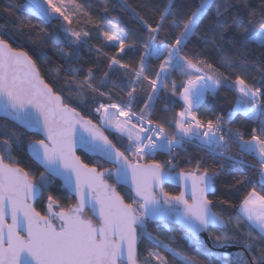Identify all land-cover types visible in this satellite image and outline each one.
Masks as SVG:
<instances>
[{
    "label": "snow or ice",
    "instance_id": "6c2138e0",
    "mask_svg": "<svg viewBox=\"0 0 264 264\" xmlns=\"http://www.w3.org/2000/svg\"><path fill=\"white\" fill-rule=\"evenodd\" d=\"M65 2L27 0V6L37 15L50 19L62 17L70 24V17L59 6ZM67 3H73V0H67ZM122 7L135 12L126 0ZM228 7L223 0H196L194 5H182L180 12H173L172 0H169L154 26L141 20L146 38L137 36L129 41L127 33L100 31L107 44L117 47L118 55L110 58L109 71L104 73V79L98 85L92 82V69L82 81L77 79L78 69H68L74 78L70 83L78 95L87 91L99 92L100 88L107 86L113 73L120 75V70H124L128 78L127 102H101L95 109L105 130L112 129L121 140L126 137L128 143L126 147L121 145L123 151L92 120L85 119L75 107L65 102L61 94L53 91L27 52L18 51L0 38V116L25 130L43 135L44 139L35 140L27 148L45 169L39 180L34 181L24 168L6 163V159H13L12 149L20 143L22 133L9 131L7 126L0 127V264H140L138 243L142 238H147L155 246V249L147 251L143 264H169L159 249L179 256L182 264H195L148 232L149 221L163 222L166 226L170 223L181 225L185 238H194L193 242L205 250H208V245L200 239V233L216 228L221 234L209 235L214 247L241 249L233 253L235 264H264V194L253 188L241 200L236 216L225 221L212 212V201L207 196L213 190V180L223 172V168L215 172L208 168L200 171L201 161H196L194 170L176 173L177 148L183 149L186 144L198 142L199 147L229 161L228 167L233 169L245 163L243 159L226 155L230 146L236 144L241 157L250 154L255 158L261 187H264V127L259 130L253 128L249 139H244L240 130H224L234 112L255 120L257 113L264 111V72L260 80L253 83L239 74L230 82L229 77L199 56L188 58L180 55L189 40L197 36L209 14L222 17ZM188 8L190 11H185ZM182 13L186 16L183 20L180 19ZM165 23L169 32L165 40H161L160 33ZM96 27L100 30L102 26L97 24ZM174 28L179 32L169 40ZM64 31L73 51H61L59 55L71 59L92 37L87 31H73L70 27ZM199 38L204 43H214L207 35ZM237 43L241 48L251 44L264 48V23L258 29H245ZM138 48L143 49L139 53V67L129 75L130 65L122 63L121 59L124 55L134 54ZM150 59L160 60L155 78L146 74ZM225 63L232 66L228 57H225ZM61 70L60 67L55 69L57 73ZM171 71H179L187 79L180 85L178 93L183 110L176 114L175 128L169 136L164 124L149 118L150 111L146 113L142 108L137 113L134 106L141 81H146L151 90L147 92L148 98L144 103L145 108L151 109L157 94L161 90H169L168 75ZM257 83L260 86H256ZM120 86L124 87L123 80ZM221 88L238 94L237 104L229 111L228 120L223 117L207 121L198 118V108L205 97L215 95ZM170 91L172 97L177 96L175 81L171 83ZM100 95L108 94L100 92ZM77 144L87 152L114 163L115 168L101 172L89 167L76 155ZM158 152L168 153L169 159L163 164L155 159L148 163L139 162ZM130 157L138 162L131 163ZM248 167L254 168L255 165ZM106 176L115 177L117 184L129 185L130 202H126L116 187L107 182ZM57 177L75 194L77 203L64 208L50 194L47 197V214L42 215L31 201L41 198ZM167 180L181 184L179 195L164 190L163 184ZM189 192L190 199L187 198ZM86 210L92 213V217L84 215ZM9 216L12 223L6 224ZM233 222L236 227L229 230L228 225ZM241 227L245 232L240 231Z\"/></svg>",
    "mask_w": 264,
    "mask_h": 264
},
{
    "label": "trees",
    "instance_id": "16d2710c",
    "mask_svg": "<svg viewBox=\"0 0 264 264\" xmlns=\"http://www.w3.org/2000/svg\"><path fill=\"white\" fill-rule=\"evenodd\" d=\"M67 1V0H66ZM124 0H73L69 10L71 23L63 18L44 19L34 14L27 6L26 0H0V38L7 40L11 47L18 51H25L36 62L41 76L45 79L53 91L61 94L66 103L71 107H75L81 116L85 119L92 120L93 124L100 127L104 134L113 141L117 147L127 146L126 140L110 131L103 129L99 123V118L95 114V109L99 103L127 102V85L128 78L124 75V70H120V75L112 74L111 80L106 87L99 89V92L87 91L83 95H78L74 85L70 82L74 79L69 75V68L78 69L77 79L82 81L88 74V70L92 69L94 74L93 84L98 85L99 81L104 79V73L109 71L108 64L112 56H117V47L107 44L100 31H109L111 33H127L128 39L131 41L134 37L146 38V32L142 30L141 20L155 25V21L159 19V14L164 10L169 0H126L135 12L122 7ZM228 5L226 14L222 17H215L212 13L204 20L201 30L197 36H193L187 46L180 53L181 56L192 58L199 56L201 60L213 64L224 76L229 77V81L235 79V75L239 74L249 83L259 81L261 73L264 72V48H260L255 44H251L246 48H241L237 43V38L245 29H258L261 23H264V0H223ZM196 0H172L173 12H180L182 5H194ZM79 5V8L77 7ZM215 7V6H213ZM105 9L107 11L105 12ZM190 11V8L185 9ZM182 13L180 19H185ZM172 17L169 16V20ZM97 24L101 25V29H97ZM71 28L73 31L91 34V39L86 45H82L78 49V53L71 59H66L59 55L61 51L71 53L72 47H69L68 37L65 29ZM173 39L178 34V29H171ZM169 28L165 23L160 33V39L165 40ZM207 35L214 43H204L199 37ZM99 36V39L96 37ZM167 42V41H166ZM100 49V51H97ZM143 51L138 48L134 54L124 55L121 59L122 63L130 65L129 75L132 71L139 67L140 55ZM166 55V54H165ZM225 57L232 61L229 67L225 63ZM160 64L159 59H150L147 64L146 74L155 78V72ZM60 67L62 70L57 73L55 69ZM206 70V69H205ZM207 71V70H206ZM124 81V87L120 86V81ZM175 81L177 85V96H171V83ZM185 81V76L178 71H171L168 75L169 90H161L152 104L150 117L154 122L165 125L169 136L175 128V120L177 113L183 110L181 103L178 101V93L180 85ZM256 86H260L258 83ZM146 81H141V86L137 90L136 105L134 111L139 113L145 109V101L147 100V92L150 91ZM100 92L108 95L101 96ZM109 96L111 99H109ZM237 93L230 91L228 88H221L215 95L209 94L205 97L198 108V118L207 121L215 120L217 117H223L225 120L229 111L234 109L237 101ZM95 101V102H93ZM146 112V113H147ZM170 125V126H169ZM227 125L232 130H240L244 133V139H249L252 129H260L264 127V111H259L255 120L247 118L241 113L234 112L232 119ZM7 126L9 131L15 130L22 133L20 143L14 145L12 149V160H5L6 163H15L19 167L28 171L34 181H38L40 174L43 173L27 156L26 147L28 144L39 140L40 138L31 135L20 129L7 120L0 119V127ZM259 134V133H257ZM121 147V150H124ZM229 156H235L245 161L244 164H238L233 169H229L230 163L224 159L212 158L194 146H184L183 149L175 150V160L177 162L176 173L181 170L185 172L192 171L196 168V161H201L200 171L208 168L215 172L223 168V172L213 180V190L208 196L212 201V212L221 216L225 221L229 217H235L241 200L253 188L257 192L264 194V187L258 179L256 168L258 164L255 159L249 155H240L239 146L230 147ZM81 161L89 167H95L97 171L111 170V167L97 158H89L81 153H76ZM155 159L162 164L169 159V154L158 152L153 157H149L147 162ZM191 161V163H189ZM248 165H255L254 168ZM110 185L116 187L114 178L105 177ZM243 181V183H238ZM117 191L125 197L126 202H130L129 193L123 188H117ZM164 190L173 195H178L179 191L171 186H165ZM52 195L58 203L67 208L75 205V202L68 192L64 190L58 182L53 180L48 191L34 203V207L42 215H46L47 197ZM59 211V209H56ZM86 216L88 214L86 213ZM89 217V216H88ZM229 230L236 227L235 222L228 225ZM147 231L159 240H163L175 252L180 253L192 259L195 264H235V256L233 253H216L197 246L191 237L185 238V233L172 224H148ZM243 233L245 229L240 228ZM213 237L221 233L217 229H209L207 231V239L213 249L212 241L209 235ZM155 246L147 239L142 238L138 243V254L140 264H143L147 251ZM231 248V247H229ZM237 248L238 247H234ZM168 259L169 264H182L179 256L159 249Z\"/></svg>",
    "mask_w": 264,
    "mask_h": 264
},
{
    "label": "water",
    "instance_id": "95a60500",
    "mask_svg": "<svg viewBox=\"0 0 264 264\" xmlns=\"http://www.w3.org/2000/svg\"><path fill=\"white\" fill-rule=\"evenodd\" d=\"M0 119H4V120H7V121L10 122V123L15 124V123L12 122L10 119L3 118L2 116H0ZM15 125H16V124H15ZM16 126H17V125H16ZM18 127H19V126H18ZM19 128L22 129L23 131H25V132L28 133V134L38 136L40 139H44L43 135L40 134V133H38V132H33V131H31V130H25V129L21 128V127H19ZM77 152H78V153H81V154H83V155H85V156H87V157H89V158H97V159L101 160V161L104 162L105 164L109 165V166L111 167V170H113V169L115 168V164H114V163H111V162L107 161L106 159H104L103 157H101V156L98 155V154H94V153L87 152L85 149H83L82 147H80L78 144H77V146H76V148H75V153H77ZM26 154H27L28 158H29V159H30V160H31L36 166H38L42 172H45V169H44L43 165L40 164V162L37 161V160L32 156L31 152L28 150L27 147H26ZM177 174H178V173H177ZM113 178H114V181H115V184H116V187H117V188H118V187H119V188H123V189L126 190L129 194H131L130 187H129L128 184L123 183V182L117 184V182H116V180H115V177H113ZM54 180H55L56 182H58V183L60 184V186H61L64 190H66V191L68 192L69 196H71V197L73 198V200H74V202H75V204H76V203H77V198H76L75 194L69 191V189L65 186L64 181H63L62 179H60L59 177L55 178ZM165 186H171V187L176 188V189L179 191L178 195H179L180 192L182 191V186H181V184H180L178 181H176V180H167V181H165L164 184H163V187H165ZM211 193H212V191L209 192V193H207V196H209ZM187 198L190 199V192L187 193ZM36 201H37V199L31 201V203H33V205H34V203H35ZM46 212H47V207H46ZM86 213L88 214L89 217H92V213H91L90 211L86 210L85 213H84L85 216H86ZM93 222H94V223H98V221H97L96 219H93ZM5 223H6V224H11V223H12V220H11V217H10V216L6 219ZM148 224H164V223H163V222H153V221H149ZM170 224L175 225V226H178V227H179V228L185 233V230H184V228H183L181 225H179V224H177V223H170ZM210 229H216V228H210ZM191 238H192V237H191ZM192 239H194V238H192ZM200 239L206 241V242H207V245H208V249L213 250V251L216 252V253H220V254L231 253V254H232V253L238 252V249H237V248H234V247H231V248H224V249H221V248L213 249V248L210 246L209 242H208V239H207V232H202V233H200Z\"/></svg>",
    "mask_w": 264,
    "mask_h": 264
},
{
    "label": "built area",
    "instance_id": "2783aa9c",
    "mask_svg": "<svg viewBox=\"0 0 264 264\" xmlns=\"http://www.w3.org/2000/svg\"><path fill=\"white\" fill-rule=\"evenodd\" d=\"M228 118H229V117L227 116V119H226V120H228ZM229 129H231V128H230L227 124H225V125H224V130H225V132L228 131ZM108 130L114 132V131L111 130V129H108ZM184 146H194V147L200 149L202 152H204L206 155H208V156H210V157H212V158L222 159L220 156L215 155V154H213V153H210V152H208L206 149H204V148H202V147H199V146H198V142L189 143V144H186V145H184ZM231 146H232V147H233V146H236V144H232ZM231 146H230V147H231ZM177 149H178V148H177ZM230 149H231V148H230ZM230 149H229L228 153L226 154V155H228V156H229V153H230ZM148 158H149V157H146L143 161H139V162H140V163H148V162H147V159H148ZM224 160H225V159H224ZM137 162H138V161H135V163H137ZM256 171L259 172V165L257 166Z\"/></svg>",
    "mask_w": 264,
    "mask_h": 264
},
{
    "label": "rangeland",
    "instance_id": "374dc122",
    "mask_svg": "<svg viewBox=\"0 0 264 264\" xmlns=\"http://www.w3.org/2000/svg\"><path fill=\"white\" fill-rule=\"evenodd\" d=\"M26 2H27V0H26ZM67 5L68 6H70L71 4H69V3H67V1L65 2V4H63V5H59V6H61L62 8H64L65 9V14L66 15H68V16H70L69 15V10H68V7H67ZM44 7H47V5L46 4H44ZM33 11V13L35 14V10L34 9H32ZM50 11V10H49ZM37 15V14H36ZM52 16H56V14H51ZM39 16H41V15H39ZM41 17H43V16H41ZM44 19H47V20H49L50 18H46V17H43ZM59 18H62V17H59ZM51 19H55V18H51ZM113 46H115V45H113ZM179 72V71H178ZM180 73V72H179ZM182 74V73H181ZM185 76V75H184ZM187 79V77L185 76V80ZM180 102H182L181 100H180ZM183 103V102H182ZM147 109L148 108H145V112H147ZM95 114L97 115V117L99 118V123H100V114L99 113H97V112H95ZM101 125V124H100ZM103 129H104V127H103ZM107 131H110V130H107ZM110 132H112V131H110ZM112 133H114V134H116V135H118L119 136V134L118 133H116L115 131L114 132H112ZM124 140H126L127 141V139H126V137L124 138ZM135 159H133V158H131L130 157V162L131 163H135ZM260 182V181H259Z\"/></svg>",
    "mask_w": 264,
    "mask_h": 264
},
{
    "label": "crops",
    "instance_id": "0c3cea01",
    "mask_svg": "<svg viewBox=\"0 0 264 264\" xmlns=\"http://www.w3.org/2000/svg\"><path fill=\"white\" fill-rule=\"evenodd\" d=\"M238 95V94H237ZM178 101L180 102V100H179V98H178ZM181 103V105H182V107H183V103L182 102H180ZM237 104V101H236V103H235V105ZM235 105H234V107H235ZM237 113H239V112H237ZM241 114H243V113H241ZM244 115V114H243ZM240 151V150H239ZM245 155H249V156H251L252 158H254L252 155H250V154H245ZM255 159V158H254ZM256 161V160H255ZM258 179H259V177H258ZM259 181H260V179H259ZM239 209V208H238Z\"/></svg>",
    "mask_w": 264,
    "mask_h": 264
},
{
    "label": "bare ground",
    "instance_id": "6f19581e",
    "mask_svg": "<svg viewBox=\"0 0 264 264\" xmlns=\"http://www.w3.org/2000/svg\"><path fill=\"white\" fill-rule=\"evenodd\" d=\"M227 119V118H226ZM112 130V129H111Z\"/></svg>",
    "mask_w": 264,
    "mask_h": 264
}]
</instances>
